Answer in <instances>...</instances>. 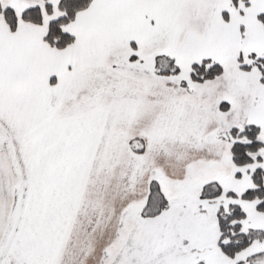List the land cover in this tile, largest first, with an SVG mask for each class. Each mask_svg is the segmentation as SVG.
Wrapping results in <instances>:
<instances>
[{
	"label": "snow or ice",
	"instance_id": "1",
	"mask_svg": "<svg viewBox=\"0 0 264 264\" xmlns=\"http://www.w3.org/2000/svg\"><path fill=\"white\" fill-rule=\"evenodd\" d=\"M0 264H264V0H0Z\"/></svg>",
	"mask_w": 264,
	"mask_h": 264
}]
</instances>
